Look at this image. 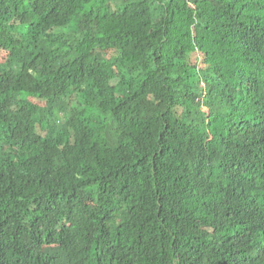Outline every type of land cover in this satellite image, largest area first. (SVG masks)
Listing matches in <instances>:
<instances>
[{
	"label": "trees",
	"instance_id": "trees-1",
	"mask_svg": "<svg viewBox=\"0 0 264 264\" xmlns=\"http://www.w3.org/2000/svg\"><path fill=\"white\" fill-rule=\"evenodd\" d=\"M0 264H264V0H0Z\"/></svg>",
	"mask_w": 264,
	"mask_h": 264
},
{
	"label": "rangeland",
	"instance_id": "rangeland-1",
	"mask_svg": "<svg viewBox=\"0 0 264 264\" xmlns=\"http://www.w3.org/2000/svg\"><path fill=\"white\" fill-rule=\"evenodd\" d=\"M24 32H25V31H24ZM25 39H26V38H25ZM36 47H37V48H36ZM40 47H41V42H34V43H32L31 46H30V48H29V52L26 51L21 57L18 58V60H17L18 64H21V62H22L23 60L28 59V58H30L31 56H33L34 53H35V48H36L37 50H39ZM47 47H48V46H47V44H46V48H47Z\"/></svg>",
	"mask_w": 264,
	"mask_h": 264
}]
</instances>
